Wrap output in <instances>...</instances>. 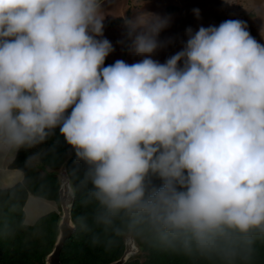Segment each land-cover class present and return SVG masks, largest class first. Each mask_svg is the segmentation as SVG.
<instances>
[{"label":"clouds","instance_id":"clouds-1","mask_svg":"<svg viewBox=\"0 0 264 264\" xmlns=\"http://www.w3.org/2000/svg\"><path fill=\"white\" fill-rule=\"evenodd\" d=\"M100 8L0 0V149L58 129L85 165V203L104 232L179 236L191 252L227 230L264 231V44L228 19L187 28L182 50L160 63L169 21L142 13L124 20L142 59L104 66L114 47Z\"/></svg>","mask_w":264,"mask_h":264},{"label":"trees","instance_id":"trees-1","mask_svg":"<svg viewBox=\"0 0 264 264\" xmlns=\"http://www.w3.org/2000/svg\"><path fill=\"white\" fill-rule=\"evenodd\" d=\"M176 10L171 7L168 11ZM121 23L123 19L117 18L106 25L113 28ZM113 63L105 60L104 66ZM9 169L20 171L23 180L0 189V264H45L58 237L60 212L51 211L29 226L25 224L23 209L28 195L59 207V172L65 174L72 189L70 213L75 225V232L60 252L62 264H112L123 256L127 234L140 253L128 257L124 264H264V231L260 229L248 234L227 230L213 238L205 249L194 247L191 252L184 250L183 237L179 236L164 237L148 230L104 232L93 223V208L85 203L86 189L80 182L85 165L76 160L58 129L43 143L18 150ZM152 182L159 184L156 178ZM79 217L88 218L87 230L76 223Z\"/></svg>","mask_w":264,"mask_h":264},{"label":"rangeland","instance_id":"rangeland-1","mask_svg":"<svg viewBox=\"0 0 264 264\" xmlns=\"http://www.w3.org/2000/svg\"><path fill=\"white\" fill-rule=\"evenodd\" d=\"M171 7L177 8L176 12H169ZM197 8L200 10L199 18L193 13V9ZM100 10L105 17L102 38H107L114 47V51L106 58L109 62L124 60L132 64L142 59L131 48L124 22L125 18L133 19L142 13H151L169 21L168 27L162 30L158 37L164 46L159 48L152 57L160 63H164L167 58L182 50L187 40V28L191 27L195 32L200 26H218L228 19L244 21L250 34L258 42L264 44V0H104ZM119 17L124 18L123 23L114 28L106 25L108 20ZM58 177L60 182L64 180L61 172ZM67 192L71 193L69 189ZM67 192L64 193L65 196ZM40 204L46 207L45 212L36 211L32 216L37 214L41 216L59 208L50 201ZM59 210L61 212V209ZM125 242L132 245L131 253L127 257L140 253L131 235H125Z\"/></svg>","mask_w":264,"mask_h":264},{"label":"water","instance_id":"water-1","mask_svg":"<svg viewBox=\"0 0 264 264\" xmlns=\"http://www.w3.org/2000/svg\"><path fill=\"white\" fill-rule=\"evenodd\" d=\"M64 180L60 183L59 188V207L61 209V217L58 224V237L52 252L46 257L45 264H62L60 262V252L64 245V242L75 232V225L71 221V205L73 201V193L69 186V182L66 181L67 178L65 174H63ZM64 183V184H63ZM71 191L68 193L67 191ZM66 196L64 193H66ZM134 242V241H133ZM130 247H129V246ZM125 251L123 256L116 262L112 264H124V262L128 259L129 253H131L130 244H126L125 242ZM127 257V258H126ZM130 257V256H129ZM126 258V259H125Z\"/></svg>","mask_w":264,"mask_h":264},{"label":"crops","instance_id":"crops-1","mask_svg":"<svg viewBox=\"0 0 264 264\" xmlns=\"http://www.w3.org/2000/svg\"><path fill=\"white\" fill-rule=\"evenodd\" d=\"M103 1L101 3H103ZM119 18L124 19L123 17H119ZM16 153L17 151L12 149H0V189L1 190L8 189L14 186L16 183H21L23 180V174L20 171L9 169V165L14 160ZM41 202L44 203L49 201H45L40 198L29 196L24 207L25 224L31 226L35 223V221L38 218L45 215L43 214L41 216H37L38 215L37 214L35 216H32V214L34 215L36 211L45 212L46 207L41 205L40 204ZM55 211H57V209H55Z\"/></svg>","mask_w":264,"mask_h":264}]
</instances>
